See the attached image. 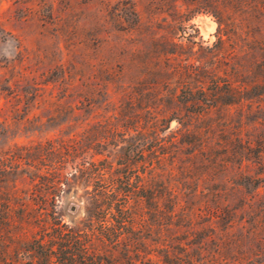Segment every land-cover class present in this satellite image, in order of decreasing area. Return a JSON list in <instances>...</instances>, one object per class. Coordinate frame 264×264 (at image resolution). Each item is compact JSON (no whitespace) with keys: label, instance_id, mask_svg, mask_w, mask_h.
<instances>
[{"label":"rangeland","instance_id":"obj_1","mask_svg":"<svg viewBox=\"0 0 264 264\" xmlns=\"http://www.w3.org/2000/svg\"><path fill=\"white\" fill-rule=\"evenodd\" d=\"M213 82L231 103L160 132L174 209L159 219L184 251L152 264H264V0H0V151L99 122L150 133Z\"/></svg>","mask_w":264,"mask_h":264},{"label":"trees","instance_id":"obj_2","mask_svg":"<svg viewBox=\"0 0 264 264\" xmlns=\"http://www.w3.org/2000/svg\"><path fill=\"white\" fill-rule=\"evenodd\" d=\"M213 86L174 96L177 110L154 120L150 133L134 128L124 138L126 130L99 122L80 136L0 151V264H152L183 252L159 219L174 209L155 172L169 156L159 135L171 121L184 124L173 117L181 108L198 107L200 115L233 101L232 88ZM119 139L116 161L94 158Z\"/></svg>","mask_w":264,"mask_h":264}]
</instances>
